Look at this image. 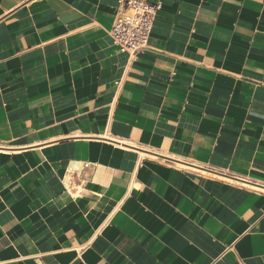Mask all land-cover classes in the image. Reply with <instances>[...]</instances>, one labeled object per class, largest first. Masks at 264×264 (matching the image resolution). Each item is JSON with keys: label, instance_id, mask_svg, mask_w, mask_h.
<instances>
[{"label": "crops", "instance_id": "crops-1", "mask_svg": "<svg viewBox=\"0 0 264 264\" xmlns=\"http://www.w3.org/2000/svg\"><path fill=\"white\" fill-rule=\"evenodd\" d=\"M0 0V264H264V0Z\"/></svg>", "mask_w": 264, "mask_h": 264}, {"label": "built area", "instance_id": "built-area-1", "mask_svg": "<svg viewBox=\"0 0 264 264\" xmlns=\"http://www.w3.org/2000/svg\"><path fill=\"white\" fill-rule=\"evenodd\" d=\"M159 8L149 0H120L111 30L114 46L133 57L146 51Z\"/></svg>", "mask_w": 264, "mask_h": 264}]
</instances>
